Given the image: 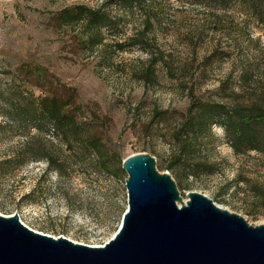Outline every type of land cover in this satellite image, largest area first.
<instances>
[{"label": "rangeland", "instance_id": "1", "mask_svg": "<svg viewBox=\"0 0 264 264\" xmlns=\"http://www.w3.org/2000/svg\"><path fill=\"white\" fill-rule=\"evenodd\" d=\"M103 1L0 0V77L9 64L46 66L62 93H76L79 108H70L80 136L101 140L97 157L92 145H67L53 131L31 128L23 136L1 126L0 213H18L54 237L104 245L128 209L123 161L148 152L184 199L197 191L264 224V152L236 153L222 125H213L212 140L198 135L187 148L189 163L179 161L182 171L168 168L180 149L172 136L192 95L232 103L233 88L242 101L264 93V0H144L134 12L114 4L110 11L122 21L104 28L103 43L93 46L82 41L80 26L57 22L66 7ZM32 153L56 157L66 175L46 172V161ZM200 162L196 175L186 174Z\"/></svg>", "mask_w": 264, "mask_h": 264}, {"label": "water", "instance_id": "2", "mask_svg": "<svg viewBox=\"0 0 264 264\" xmlns=\"http://www.w3.org/2000/svg\"><path fill=\"white\" fill-rule=\"evenodd\" d=\"M128 209L104 245L36 231L20 215L0 213V264H264V224L191 191L185 201L157 158L141 152L123 161Z\"/></svg>", "mask_w": 264, "mask_h": 264}, {"label": "trees", "instance_id": "3", "mask_svg": "<svg viewBox=\"0 0 264 264\" xmlns=\"http://www.w3.org/2000/svg\"><path fill=\"white\" fill-rule=\"evenodd\" d=\"M143 1L104 0L98 7L83 4L69 6L60 10L57 22L63 26L77 24L81 28L82 41L93 46L103 43L101 36L104 28L118 27L122 21L120 16L112 14L111 5L134 12ZM224 1L227 3L229 0ZM115 38H118L116 45L123 49L125 44L119 35L116 34ZM8 67L5 75L0 77V117L4 120L0 128L9 126L14 133L22 132L23 136H27L24 133L31 128L42 133L53 131L65 138L67 145L71 146L75 142L90 144L95 155H101L100 139L95 135L81 137L79 134L76 114L70 108L77 105L75 92L68 96L62 93L57 84V76L42 64H9ZM245 75L243 84L250 79L248 73ZM232 93V103L202 102L192 95L181 128L172 136L180 149L176 160L168 166L170 170L182 171L183 168L179 166L182 159L189 163L190 153L187 148H195L200 133H206L207 138L214 139V124L224 127L227 140L236 153L264 152V93L253 94L243 101L239 99L241 93L235 88ZM25 142L22 146H25ZM30 156L44 159L47 163L46 172L54 171L61 177L66 175V168L56 157L48 154L39 156L36 153ZM201 163L186 174L196 175Z\"/></svg>", "mask_w": 264, "mask_h": 264}, {"label": "bare ground", "instance_id": "4", "mask_svg": "<svg viewBox=\"0 0 264 264\" xmlns=\"http://www.w3.org/2000/svg\"><path fill=\"white\" fill-rule=\"evenodd\" d=\"M185 201H186V199H185ZM97 246V245H96Z\"/></svg>", "mask_w": 264, "mask_h": 264}]
</instances>
